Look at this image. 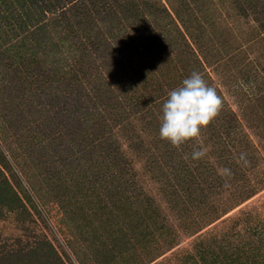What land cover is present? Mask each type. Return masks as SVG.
Returning a JSON list of instances; mask_svg holds the SVG:
<instances>
[{"label": "rangeland", "instance_id": "rangeland-1", "mask_svg": "<svg viewBox=\"0 0 264 264\" xmlns=\"http://www.w3.org/2000/svg\"><path fill=\"white\" fill-rule=\"evenodd\" d=\"M44 1L0 0V264H264V0Z\"/></svg>", "mask_w": 264, "mask_h": 264}, {"label": "trees", "instance_id": "trees-1", "mask_svg": "<svg viewBox=\"0 0 264 264\" xmlns=\"http://www.w3.org/2000/svg\"><path fill=\"white\" fill-rule=\"evenodd\" d=\"M43 2H45L44 0H42V3ZM57 9V8H56ZM47 10L48 9H44L43 11V13L46 15V12H47ZM49 10H51V12H53L52 14H58L55 18H54V21H55V26H58V25H63V26H66V32H68V31H70L71 29H73L72 27H70V25H73V24H75L76 22H78L79 21V23L80 22H82L81 21V19L80 18H78L79 16H77V15H71V11L69 12V6L68 5H64V6H61L60 7V9L57 11V13H55V11H53V10H55V9H52V8H49ZM68 13V14H67ZM44 15V16H45ZM53 19V18H52ZM67 24H69V26L67 25ZM83 31H85L86 32V34H87V36L90 38V40H91V34L90 35H88V33L87 32H90L89 30H87L86 28H84L83 27ZM63 38L65 39V35L63 36ZM59 39H61V38H59ZM89 40V41H90ZM42 85H37L36 86V88H40ZM113 98V97H112ZM115 98H117V97H115ZM114 99V98H113ZM131 99H133L132 98V96H131ZM140 99H144L142 96L140 97ZM140 101V100H139ZM137 102L138 104L140 103V102ZM136 103V104H137ZM128 104H129V102H128ZM130 105V104H129ZM131 107V106H130ZM129 107V108H130ZM105 121V120H104ZM102 126H104V125H102ZM56 129V128H55ZM104 131H105V127L102 129V131H99V132H97L96 134H94V137L96 138H98V137H102L103 136V133H104ZM53 134H55V131L54 132H52ZM1 153H2V151H1ZM4 155V154H3ZM1 160V159H0Z\"/></svg>", "mask_w": 264, "mask_h": 264}]
</instances>
